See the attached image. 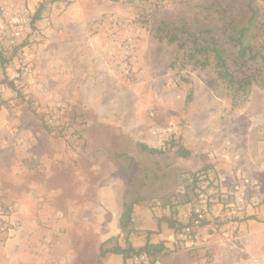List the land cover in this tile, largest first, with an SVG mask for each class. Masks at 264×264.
<instances>
[{"label":"rangeland","instance_id":"rangeland-1","mask_svg":"<svg viewBox=\"0 0 264 264\" xmlns=\"http://www.w3.org/2000/svg\"><path fill=\"white\" fill-rule=\"evenodd\" d=\"M247 1L0 0V17L41 8L23 49L0 66L22 95L0 82V264H100L117 205L183 200L210 164L225 185H244L248 217L217 249L200 237L172 252L198 264L264 258V86L236 91L213 62L193 67L154 31L162 19L204 31L233 70L230 27L246 24ZM251 41L264 51V20Z\"/></svg>","mask_w":264,"mask_h":264},{"label":"trees","instance_id":"trees-1","mask_svg":"<svg viewBox=\"0 0 264 264\" xmlns=\"http://www.w3.org/2000/svg\"><path fill=\"white\" fill-rule=\"evenodd\" d=\"M248 17L246 24L233 25L230 27V40L232 42V49L235 55L233 70L230 69L228 64V58L224 48L220 45L214 36L207 37L204 31L194 32L189 30L185 23H181V26H176L174 23L168 20H159L155 23L154 31L155 35L160 40H167L168 43H176L179 51H182L184 61L191 64L193 67L205 68L208 65L214 64L215 70L218 76L226 81L228 85L236 91L248 90L252 85L264 86V51L262 47H257L251 43V39L255 34V31L259 30L262 26V20H264V11L259 7L257 0L247 1ZM41 8L35 13H32L31 28H34L35 23L40 18ZM26 39V38H25ZM23 39L17 45L2 46L0 45V66L3 67L6 63H9L13 56L18 54L23 49V46L27 43V40ZM2 83H6L12 90H16L21 95V91L14 80H9V76L5 73L3 68ZM193 93L187 95L186 103H191L193 99ZM54 125L44 123V127L47 131L53 132ZM175 141L172 142V144ZM138 147L150 154L162 153L165 147H151L146 143L138 142ZM178 153L182 156H188L189 150L184 145H179ZM210 166V167H209ZM213 165H206L201 171L194 173V181L192 191L194 194L190 195L186 193L191 202L196 196L194 191L196 187L197 177L196 175L202 172H208V169ZM136 201H124L122 205V213L120 217V228L123 232H130V226L132 224V213L134 204ZM248 217V216H247ZM168 222L175 231L180 229L184 224H180L175 219H169ZM167 249L164 242L151 243L147 241L145 245L141 247H134L129 240H126V246H122L117 237H111L104 241L100 245L99 257H105L108 253H115L123 255L127 260L132 257L146 256V261L149 264H153L158 254L164 252ZM145 260H141L140 263H145Z\"/></svg>","mask_w":264,"mask_h":264},{"label":"built area","instance_id":"built-area-1","mask_svg":"<svg viewBox=\"0 0 264 264\" xmlns=\"http://www.w3.org/2000/svg\"><path fill=\"white\" fill-rule=\"evenodd\" d=\"M32 11L27 6L15 7L5 11L0 17V45H17L26 38L31 27ZM26 71L29 67H24ZM1 82V78H0ZM5 89L0 84V93ZM196 196L190 202L187 213V222L175 231V243L184 244L188 240L196 242L201 236L202 229L213 226L218 229L225 227V231L237 225L251 208L250 201L244 192V185H225L220 177L208 172L196 175ZM240 178V177H238ZM194 181V176H192ZM238 182H241L239 179ZM248 186V185H247ZM136 260H145L146 256L135 257ZM250 264H264V258L254 259Z\"/></svg>","mask_w":264,"mask_h":264},{"label":"crops","instance_id":"crops-1","mask_svg":"<svg viewBox=\"0 0 264 264\" xmlns=\"http://www.w3.org/2000/svg\"><path fill=\"white\" fill-rule=\"evenodd\" d=\"M178 199L179 198H176V201L161 202V199L158 197L139 198V200H137L138 202L134 204L132 224L130 226L132 231L130 232H123L120 228V217L123 208V202H121V204L117 205L115 208L112 218V223L115 224L114 226L115 228L117 227V230L113 236L110 235L109 237H117L118 242L123 247L126 246V240H129V242L137 248L145 245L147 241L151 243L164 242L167 249L158 254L153 264H198V256L194 257L191 252H189V254H184L183 250L176 253L172 252L175 240V228L170 225L168 220L175 219L180 224H184L187 222V213L190 209L188 195H186L183 200ZM148 200L152 202L148 203ZM224 229L225 227L218 229L210 226V228L200 231L201 238L207 241L206 245H209L206 252L209 249L212 250V248L217 249V239H219L222 234H228L232 231H230L232 228H228V232ZM109 237L107 239H109ZM107 239L103 240L102 243ZM100 262V264H140L137 263L134 257L126 260L123 255L115 253H108L105 257L101 258ZM199 262L201 264L202 260Z\"/></svg>","mask_w":264,"mask_h":264}]
</instances>
